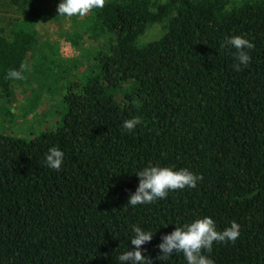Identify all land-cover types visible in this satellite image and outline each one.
Masks as SVG:
<instances>
[{
	"label": "trees",
	"instance_id": "obj_1",
	"mask_svg": "<svg viewBox=\"0 0 264 264\" xmlns=\"http://www.w3.org/2000/svg\"><path fill=\"white\" fill-rule=\"evenodd\" d=\"M8 2L26 17L0 33V98L27 82L30 56L59 101L51 127L0 133V264H120L134 224L154 232L142 246L150 264H186L182 252L158 259L157 245L206 215L217 230L240 225L235 242L204 253L215 264H264V0H106L72 23L70 41L92 49L60 61L36 25L65 15L45 0ZM160 22L165 32L143 41ZM233 35L254 44L239 71L236 49L222 47ZM10 68L24 79H6ZM132 117L140 122L125 130ZM53 146L59 170L44 164ZM149 163L202 179L130 206Z\"/></svg>",
	"mask_w": 264,
	"mask_h": 264
},
{
	"label": "clouds",
	"instance_id": "obj_2",
	"mask_svg": "<svg viewBox=\"0 0 264 264\" xmlns=\"http://www.w3.org/2000/svg\"><path fill=\"white\" fill-rule=\"evenodd\" d=\"M106 0H60L57 5L59 15L84 16L93 8H103ZM224 46L236 49L233 53L235 63L233 67L239 71L241 66H247L251 60L246 49H252L254 44L242 35L226 37ZM21 64V68H25ZM6 79L22 80L23 73L10 68L5 74ZM139 118L132 117L123 121V128L131 131L139 123ZM64 162V152L56 146L50 147L44 154V164L52 170H59ZM139 177L138 186L129 198L128 205L137 206L150 204L157 199L166 198L169 190L195 188L197 182L202 179L199 174L187 168L174 169L171 167L153 166L149 163L135 173ZM240 225L232 220L230 226L223 230H217L212 217L203 216L175 227L170 233L161 237L157 245L162 255L158 259L166 260L173 253H183L186 264H215L214 260L204 253H210L214 242H235L240 235ZM130 242L134 246L122 252L118 260L120 264H150L148 258L143 255L142 246L153 239L154 232L144 230L139 225H132ZM203 250V251H202Z\"/></svg>",
	"mask_w": 264,
	"mask_h": 264
},
{
	"label": "rangeland",
	"instance_id": "obj_3",
	"mask_svg": "<svg viewBox=\"0 0 264 264\" xmlns=\"http://www.w3.org/2000/svg\"><path fill=\"white\" fill-rule=\"evenodd\" d=\"M241 1L232 0L233 3ZM59 2L60 0H45L46 6H50L54 12H57L56 6ZM25 17L26 12L15 8L8 0H0V33H5L17 19ZM47 19L39 21L36 25L38 38L57 43L53 46V51L55 55V49H58L59 54L56 58L59 61L62 58L77 59L80 55L85 56L83 52L92 49L93 41L88 38L83 39L78 46L69 39V34L75 29L72 23L79 24L81 17L58 16L56 19L53 17ZM165 30V22L156 23L146 31L142 40H154L160 37ZM51 57L53 56L50 55L45 60H50ZM34 65L33 57L29 56L24 68L28 72L27 82L25 84L16 82L11 87L10 94L0 98V133L28 137L54 124L53 108L59 101V95L53 88V77L46 72H43L44 76L37 75L33 70L30 72Z\"/></svg>",
	"mask_w": 264,
	"mask_h": 264
}]
</instances>
